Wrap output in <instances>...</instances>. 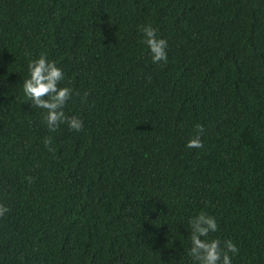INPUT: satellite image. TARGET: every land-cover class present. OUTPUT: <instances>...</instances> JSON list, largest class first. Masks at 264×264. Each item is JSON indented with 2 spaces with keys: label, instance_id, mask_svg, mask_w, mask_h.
Instances as JSON below:
<instances>
[{
  "label": "trees",
  "instance_id": "obj_1",
  "mask_svg": "<svg viewBox=\"0 0 264 264\" xmlns=\"http://www.w3.org/2000/svg\"><path fill=\"white\" fill-rule=\"evenodd\" d=\"M42 54L79 132L24 94ZM0 204V264H197L201 212L264 264V0H0Z\"/></svg>",
  "mask_w": 264,
  "mask_h": 264
},
{
  "label": "clouds",
  "instance_id": "obj_2",
  "mask_svg": "<svg viewBox=\"0 0 264 264\" xmlns=\"http://www.w3.org/2000/svg\"><path fill=\"white\" fill-rule=\"evenodd\" d=\"M141 31L144 34V43L147 44L152 54V62L159 64L168 62L167 41L163 38H157L156 29L151 25L142 26ZM30 78L23 82V91L25 96L31 101L32 106L47 111L45 117L49 131H56L60 124L67 123L68 127L74 131H81L83 121L76 117H67L63 111L66 103L71 99L72 89L68 87H58L60 81L64 78L63 71L56 66L55 62L47 61L42 54L38 59L33 60L29 65ZM87 93H85V98ZM196 135L190 139L186 145L189 149H201L204 147L200 136L204 132L201 124L195 126ZM9 211L7 207L0 204V218L4 217ZM191 232V248L189 255L197 264H232V255L238 254V248L232 240H226L221 246L219 239L205 240L201 237H207L209 233L218 230V224L214 217L201 212L198 216L189 221Z\"/></svg>",
  "mask_w": 264,
  "mask_h": 264
}]
</instances>
